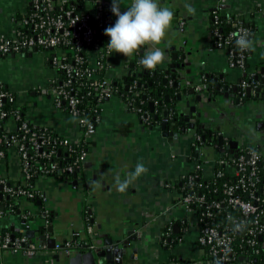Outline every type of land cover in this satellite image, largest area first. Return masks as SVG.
<instances>
[{"label": "crops", "instance_id": "obj_1", "mask_svg": "<svg viewBox=\"0 0 264 264\" xmlns=\"http://www.w3.org/2000/svg\"><path fill=\"white\" fill-rule=\"evenodd\" d=\"M128 1L131 3V0H124L122 9L129 5ZM160 3L175 13L166 44L160 47L166 51L163 65L169 56L172 58L173 53H177L176 59L185 64V69H180L185 77L184 81H180V88L169 95V101L163 99L159 112L158 106L154 104V120L149 124L144 123L141 115L121 97L114 94L107 97L100 104V119L92 132L85 160V180L81 182L77 176V182L73 183L72 177L59 180L51 176H39L34 185L35 190L43 195L39 203L53 215L52 220L44 225L46 227L51 224L50 235L45 230L41 233L35 229L37 221L29 223L36 236L53 238L60 245L67 239L76 241L84 238L86 210L89 219L93 220V223L89 220L94 228V236L90 240L93 249L103 247L105 235L130 238V246L122 255L121 263L111 260L103 264H197L204 253L197 243L195 212L179 201V192L174 187L181 174L190 171L193 166V131H175L170 124L165 131L161 129L164 107L169 109V115L173 108L178 111L177 115L183 117L189 115L190 111L194 112L192 107L195 104L200 122H210L215 118L220 126L218 133H222L225 140L231 139L237 144L242 140L259 149L264 157V110L260 111V107L264 106V88L258 97L249 98L238 109L229 99L199 105L196 98L184 93L185 82L196 80L200 71L221 74L222 80L231 85L242 78L246 71L264 68V0H160ZM185 4L196 9L195 15L187 12ZM29 5L30 0H0V37L11 35L14 29L13 17L25 13ZM213 9L234 15L236 24L246 22L255 26L254 35L249 40L251 47L248 48L250 52L246 70L231 68L227 65L225 51L213 46L208 17ZM152 47L156 45L148 43L143 48L147 51ZM180 52L185 54V58H182ZM18 55L35 61L38 58L43 69L39 78L26 82L21 96L7 82L0 81L15 93L16 102L24 106L25 118L31 123L72 135L75 118L55 107L49 96L36 90L39 86L46 87L56 74L47 61L49 51L27 49L2 56L0 66L8 58ZM176 59L172 58L173 61ZM128 60L129 56L109 53L107 78L113 82L114 78L119 79L126 74ZM168 79L167 85L172 86L173 80ZM177 91L181 94L179 100L175 97ZM186 100L189 106L185 105ZM7 126L12 129L15 124L8 120ZM250 129H254L256 134L253 135ZM224 148H227V144ZM200 149L207 162L217 156L213 144H203ZM138 162L144 164L147 172L130 184L125 192L117 191L115 178L119 176L123 180L135 170ZM0 173L10 179H23L20 157L15 148H10L6 159L0 161ZM94 181L99 183L94 184ZM35 210L37 206L34 201L22 198L2 214L1 226L9 234H24L26 228L23 217L26 212ZM189 212L191 217L188 216ZM176 223L178 227L171 229ZM168 227L170 232L167 235L165 232L169 230ZM43 244L44 248H39L31 256L4 252L0 255V264H78L77 260L70 263V257L76 251L92 249H86V244L82 246L75 242L71 253L65 254L50 247V242ZM99 259L101 257L96 258ZM238 264L244 263L239 261Z\"/></svg>", "mask_w": 264, "mask_h": 264}, {"label": "built area", "instance_id": "obj_2", "mask_svg": "<svg viewBox=\"0 0 264 264\" xmlns=\"http://www.w3.org/2000/svg\"><path fill=\"white\" fill-rule=\"evenodd\" d=\"M29 7L28 15L21 13L19 27L14 16L13 20L16 25L14 24L11 35L0 37V57L27 49L49 51V63L56 74L50 79L46 87L39 86L36 90L49 96L55 107L65 110L75 118V130L72 135L58 131L50 133L45 129L38 130L35 124L34 126L30 125L27 118L20 117L19 111L16 110L12 112L11 118L15 124L14 128L10 129L7 126L6 129L7 131L15 129L18 121L19 126L17 128L22 131L23 135L21 139L15 136H11L10 140L0 138V143L12 144L13 147H16L18 154L20 153L23 179L29 177L28 168L31 167V156L28 155L24 147V142H26L33 149L32 155L51 159L56 152L63 151L69 157V162L64 165H59L57 160H52L49 166L43 165L40 167V176H50L55 172L71 175L76 172L80 181L83 182L86 177L85 160L91 144L92 132L100 119V114L92 119L86 107L94 105V111L96 110L95 107H99L101 113L100 104L102 101L114 94L111 86L112 81L107 78V58L110 53L107 43L110 39L104 35V30L109 23L110 5L108 0H30ZM209 15L211 38L214 39L217 48L224 49L228 58V65L246 70L248 55L245 52L248 48L241 49L237 46V51L234 53L232 49L228 50L225 46L231 41L236 43V33L243 35L246 32L248 37L250 33L248 27L239 23L234 29L222 35L217 27L219 17L216 9H213ZM25 25L30 26L28 27L30 31L23 32L20 29ZM246 73L254 76L255 71L250 70ZM61 74L62 77L60 78ZM262 75L264 76V74ZM252 83L253 81L250 80H241L239 84L241 97L245 95L246 87H251L253 92L256 86H253ZM136 84V80L132 81L127 89L130 93L138 95ZM3 85V82L0 81V118H6L10 114L8 110L3 108V101L8 100L16 103L15 93L9 89H4ZM84 88L88 91L83 94ZM90 93L96 97V102L87 98ZM124 102L141 115L144 123H150L147 110L142 109L140 105ZM199 140V135L194 134L193 141L199 142ZM247 145L242 140L232 150L228 147L215 145L217 149L215 159L207 162L200 153L193 160L191 170L181 174L178 178L180 182L184 181V185L189 189V193L181 192L179 201L185 207L193 210L196 215L197 243L204 252L197 264H235L236 255L233 245L236 234L245 228V225L244 221L239 222L234 218L231 219V224H223L216 220L213 210L220 206V201L207 203L204 195L194 189L196 173H200L202 177L206 178H218L225 174L234 177L235 182L233 184H223L224 201L232 209L240 210L242 215L253 216V224L247 227L245 231L244 241L246 245L253 247L256 244V237L264 239V196L252 194L254 186L260 181L258 164H260L264 175V157L259 149L246 152ZM2 157L3 153L0 152V161ZM208 167L209 170H207ZM0 185L5 192H12V188L4 180L0 179ZM247 187H250V193L248 198L244 199L242 195L237 193L236 189L245 191ZM18 193L28 196L36 195L40 201L43 197L35 189L28 194L23 190H19ZM2 212L0 205V218ZM48 212L49 210L45 208L42 217H46ZM30 215L31 212H26L23 217L26 229L30 226L25 219H28ZM47 223L46 220L45 224ZM85 224L86 235L84 239L86 241L84 244L92 248L93 245L90 240L94 236V228L90 222ZM10 235L8 232L0 236V255L4 252H11L31 256L39 248H44L45 244L40 243L35 246L33 241L24 234L15 236L13 239ZM74 243L75 241L72 239L65 240L61 245L55 243L54 250L70 254ZM241 262L251 264L246 259Z\"/></svg>", "mask_w": 264, "mask_h": 264}, {"label": "trees", "instance_id": "obj_3", "mask_svg": "<svg viewBox=\"0 0 264 264\" xmlns=\"http://www.w3.org/2000/svg\"><path fill=\"white\" fill-rule=\"evenodd\" d=\"M29 10L30 7L27 9V11H25V15L29 14ZM212 11V10H211ZM210 11V12H211ZM217 14H218V23H217V27H218V31L224 35L226 34L228 31L234 29L236 27V17L234 15L228 14V13H224L219 9H216ZM209 12V13H210ZM211 15V14H210ZM210 15L208 17H210ZM15 20L16 23L19 27L20 24V20H21V14H16L15 15ZM210 21V19H209ZM16 23H14L16 25ZM246 22H242V24L245 26ZM209 25H211V21L209 22ZM30 27L29 25H25L23 27H20V29L23 32L26 31H30ZM247 27L249 29V36L247 37L248 40H250L255 32V26L254 25H249V23H247ZM210 29V26H209ZM228 50L232 49L233 52L235 53L237 51V45L234 41L229 42V44L227 46H225ZM23 51V50H22ZM21 52V51H20ZM250 50L248 49L247 52H245L246 55H249ZM48 63H49V58H48ZM50 64V63H49ZM51 66V65H50ZM247 67V63L246 66ZM59 73H62L59 71ZM162 77V73L160 72L159 74ZM262 72L261 70H256L254 73V76L249 75V73H245L242 77V79L245 80H250L253 81L252 85L258 87L260 85V79L262 78ZM62 77V74L60 75V78ZM148 79V75L143 74L140 76V79L137 78V89L140 91V93H138V95L130 93L128 91V89L125 87V85H122L120 80L117 78H114V81L111 82V86L114 90V95H117L119 97H121V99L123 101H126L127 103L131 104V105H140V107L142 109L147 110L149 116L151 117L152 120H154V110L152 112H150L149 107H148V102L149 101H156L155 105H157V111L159 112L161 105H158L157 102L163 100V96L165 94L168 95H172L173 92H175V88H173L172 86H169L167 84L163 85L161 83V79L159 80V84L156 85L157 87V93H161L160 96L157 95V93L154 91L153 93H149L148 95H150V98H146L143 99V92L147 91V88H144V84H146L145 80ZM138 82L144 83L142 86H138ZM131 83V82H129ZM4 84V83H3ZM4 89H9L5 84L3 85ZM88 90L86 88L83 89V94L86 93ZM143 91V92H142ZM146 95V94H145ZM90 99H93L94 102L97 101L96 97L93 96V93H90L89 97ZM168 105V103H167ZM3 108L8 110L10 112V114L6 117V118H0V138H7L10 140L11 136H15L16 138L21 139L23 133L21 130H19L17 128V126H19V122H16V128L11 130V131H7V121L11 120L12 118V112L18 110L19 111V115L22 118H25V108L24 106L20 105L19 103H13L10 102L8 100L3 101ZM96 110L94 111V105H91L89 107H86L87 112L89 111L88 114H91V118L93 119L94 116H96L97 114H100V110L99 107H95ZM173 110V108H171ZM93 116V117H92ZM181 117V116H180ZM179 115H177V113H172V116L170 117L171 120L173 119H179L180 118ZM31 126H34L33 123L30 122ZM35 127L38 130H47L50 133H55L56 130H54L53 128H50L48 126H36ZM204 143L206 144V141H204ZM207 144H211V143H207ZM12 144L11 145H6L4 142L0 143V152L3 153V159H6L7 156V151L12 148ZM24 147L28 153L29 156H31V167L28 168V172H29V177L25 178V179H10L8 178L6 175H3L2 173H0V179L4 180L6 182L7 185H9L12 188V192L8 193L5 192L3 189L0 190V205L3 206V212H5V210L15 204H18V202L20 200H22V198L24 199H28L30 201H34L35 205L37 206V210H35L34 212H31V215L28 217V219H25L26 223L29 224L30 222H34L37 221L38 224L35 226V229L38 230V232L41 231L44 232V225H45V221L47 220V222H50L53 218L52 212L49 211L48 215L46 217H42L43 215V210L45 209L41 203H39V199L36 197V195L34 196H28V195H22L19 194L18 191L19 190H23L26 191V194H28L29 192H33L35 187V181L36 179L40 176V167H43V165L45 166H49L50 162L52 160H57L59 165H64L66 163L69 162V157L67 155H65V153L62 151H58L55 153V155H52L51 159H45V158H41L33 154V149L30 147V145H28L26 142H24ZM16 148V147H13ZM256 149L254 148L252 145L248 144L247 148H246V152L248 150H253ZM16 150V149H15ZM17 152V151H16ZM18 154V152H17ZM20 154V153H19ZM18 154V155H19ZM20 157V156H19ZM259 172H258V176L260 177V181L257 182V184L254 186L253 188V192L252 194H257L259 196H264V175L263 172L261 171V167L260 164H258L257 166ZM50 176L54 177L55 179H59V180H66L72 177L71 175L65 174V173H53L50 174ZM235 182V178L230 176V175H223L222 177H218V178H206V177H202L200 175V173H196L195 175V180H194V189L198 192L201 193L202 195H204L205 200L207 201V203H210L212 201H220V206L216 209L213 210L215 218L218 222L223 223V224H231V219L234 218L237 221L241 222L244 221V225L245 228L241 229L237 234H236V239L234 242V252H235V261L237 264L240 260V258H243L242 260H248L251 264H264V239L261 237H256V244L253 247H250L248 245H246L245 243V231L246 228L251 226L253 224V216L249 215V216H245L242 215L240 210L238 209H232L230 206H228L226 204V202L224 201V195L222 194V188H223V184L224 183H234ZM250 187H247L245 191H242L241 189H236L237 193H239L240 195H242V197L244 199H247L250 193L249 190ZM177 189L179 191H181L182 193H189V189L186 185H184V181L181 182V185H177ZM25 196V197H23ZM197 208V206H194V208ZM197 211H199V209H197ZM263 215H264V207H263ZM84 221L85 223L89 222V216L85 210L84 212ZM259 218V217H258ZM261 221H263V219L259 218ZM24 220V219H23ZM5 233H8V230L4 227L1 226L0 223V236H3ZM23 233H15V236H21ZM74 240V239H73ZM75 242H78L80 245L84 246L86 239L82 238V239H75ZM87 242H89V239H87ZM241 260V261H242Z\"/></svg>", "mask_w": 264, "mask_h": 264}, {"label": "clouds", "instance_id": "obj_4", "mask_svg": "<svg viewBox=\"0 0 264 264\" xmlns=\"http://www.w3.org/2000/svg\"><path fill=\"white\" fill-rule=\"evenodd\" d=\"M124 0H112L111 11L117 17L115 24L104 30V35L110 38L107 48L110 54L119 53L125 57L133 55L142 46L151 43L158 45L166 38L171 22L174 19V11L166 6H161L160 0H131L125 10L121 11ZM185 8L190 15H195L196 9L189 4ZM237 46L241 49L251 47L247 39V33H236ZM165 51L159 47H152L146 51L140 61L148 70L155 69L165 60ZM255 135V130L250 129ZM147 172L142 162H138L135 170L129 173L123 180L119 176L115 178L117 191L123 193L137 178ZM98 184V181H94ZM239 228V225H237Z\"/></svg>", "mask_w": 264, "mask_h": 264}, {"label": "flooded vegetation", "instance_id": "obj_5", "mask_svg": "<svg viewBox=\"0 0 264 264\" xmlns=\"http://www.w3.org/2000/svg\"><path fill=\"white\" fill-rule=\"evenodd\" d=\"M108 3L110 5L109 23H108V27H109V26H112L115 24L117 17L111 11L112 2L108 0ZM121 11H124V9L121 8ZM211 39H212L213 46L215 48H217L215 43H214V39L213 38H211ZM146 46H147V44H146ZM143 47H145V45L142 46L140 49L136 50L133 55L129 56L128 63H129L130 59H132L133 65L130 69L129 76H127L125 81H124L123 77H125L126 74H124L121 78H119L122 85H127V84L129 85V82H132L134 80H136V83H137V78L140 79V76H137V75L141 74V71L145 69L140 63L144 53L146 52V50ZM217 49H223V48H217ZM180 54L182 55L183 53L180 52ZM226 58H227V55H226ZM178 60H180V59H176L173 61L171 56H169V59L167 60L165 67L168 68L170 64L182 63V62H179ZM227 65H228V58H227ZM231 68H233V67H231ZM180 69L181 70L185 69V66L183 68H178L176 71H178ZM181 70H180V72H181ZM127 71H128V69H127ZM161 71L160 72L163 73V70H161ZM147 75H148V79L145 80L146 84L149 81H151V78L154 77V75H152V77H151V74H147ZM197 76L198 77L196 80H193V81L187 80L186 81V84L184 85V88L186 86V88L184 89V93H188V91H190V89H193L194 93H192L190 95H192L194 98H196L197 95L201 96V103L197 102L199 105L203 104V103L208 104L210 102H215L218 100L229 99L231 101V103L234 106H236L238 109V108H240V106L241 107L244 106L246 101L249 98L258 97L256 95V90H255L257 87H255L253 89V92L251 89V92L253 93L252 96L247 97L246 91H245V95L243 97H241L239 84H240L242 78L240 79V81H236L235 83L228 85L226 82H224L225 80L224 81L222 80L223 76L221 74L217 75V74L206 73V72L202 73L200 71ZM164 77H166V75H164V76L162 75V77L160 75H158V81ZM167 78H170V74L167 75ZM144 83L138 82V86H142ZM202 89H203V92L201 93L200 91ZM150 91H152V90L149 89L148 91H145V92L142 91L143 96H145L147 99L150 98V95H148L149 93H152ZM147 92H149V93H147ZM136 93H140V91L137 89V87H136ZM162 101H161V103H162ZM155 103H156V101H155ZM157 104H158V102H157ZM172 113H175L174 109L173 110L171 109V113L169 115V119H168V122L166 125L167 127H168V124H170V125H173L175 131H179V129L184 130V131L185 130L186 131L192 130L193 135L198 134L200 137L199 142H194L192 140V148L195 149L193 159L197 158L200 155V150H201L200 148L202 147L203 144H205L204 141H206V144L211 143V144L216 145V146L217 145L224 146L225 144H227V147L230 148L229 143H230L231 139L225 140L224 139L225 136L222 133H218L220 131V129H219L220 126L218 125V122H216L217 120H215V118L210 122H200L197 118V116L199 115L198 114L199 112L194 111V112H190L191 115L189 116V118L187 120H184V117L185 116L188 117V114H185L183 117L179 116L180 118L178 120L177 119L171 120L172 118L170 119V117L172 116ZM151 122H152V119L150 117V123ZM190 125H192L193 127H190ZM219 135L223 136L222 144L218 143L217 137ZM236 146H237V144H236ZM177 185H181V182L179 179H177V182H176L174 187L179 192L178 197H180L181 191H179L177 189ZM175 227H178L177 223L172 225L171 229H173ZM168 229L169 230L167 232H165L167 235L170 232V227H168ZM167 238H168V240L170 239L169 237H167Z\"/></svg>", "mask_w": 264, "mask_h": 264}, {"label": "water", "instance_id": "obj_6", "mask_svg": "<svg viewBox=\"0 0 264 264\" xmlns=\"http://www.w3.org/2000/svg\"><path fill=\"white\" fill-rule=\"evenodd\" d=\"M245 26H247L246 23H245ZM172 58L173 59L177 58L176 53H173ZM182 58H185V54L184 53L182 54ZM132 65H133V62H132V59H130V61L128 63V66H127L128 67V71H127L125 77H123L124 81L126 80L127 76H129L130 69H131ZM165 65H166V63H164V65L163 64L158 65L153 70L144 69V70L141 71V74L137 75V76H141L142 74H146V73L147 74H151V77H152V75H154V77L151 78V81H149L147 84L144 85V88H147L148 90L149 89L152 90V91H150L152 93L154 91L156 93L158 92L156 85H158L159 82H160V81H158V75H159L161 70H163V74L166 75V77L161 79V83L163 85L169 83V81H168L169 79L167 78V75L170 74V78L173 80L172 87L175 88V89L180 88V81H182V80L184 81L185 77L182 75V72H180V70H178V71H176V70L178 68H183L185 64L183 62L182 63H176V64H170L168 68H166ZM263 71H264V68H261V72L262 73H263ZM240 79H238V81H240ZM185 84H186V82H185ZM128 86H129L128 84L125 85L126 88H128ZM263 88H264V77H262L260 79V85L255 89L257 96L263 90ZM245 91H246V96L247 97L252 96L253 93L251 92V88L250 87H246ZM200 92L202 93L203 89ZM188 93L192 94V93H194V90L190 89V91H188ZM160 94L161 93H157L158 96H160ZM175 97L178 100L181 99V94H180L179 91L176 92ZM142 98L145 99V96H142ZM163 99L165 101H169V95L165 94L163 96ZM161 101H158L159 105L162 104ZM196 101L198 103H201V96L200 95H197ZM154 104H155L154 101H149L148 102V106H149L150 112L153 111ZM189 104H190L189 101L186 100L185 101V105L189 106ZM192 108H194V111H195L196 105H194ZM176 112L178 113V111H175V113ZM190 112H192V111H190ZM190 112H189L188 117L187 116L184 117V120H187L189 118V116L191 115ZM168 116H169V109L167 107L166 108L164 107L163 110H162V116H161V118H162L161 129H163L164 131L168 128L166 126L167 122H168ZM190 127H193V126L190 125ZM170 134H172V133H170ZM222 139H223L222 135H219L217 137V140H218L219 144H222ZM236 144H237L236 141L231 140L230 143H229L230 149L231 150L234 149L236 147ZM72 179H73V183L77 182V173L76 172H74L72 174ZM1 189H2V186L0 185V190ZM1 209L3 210V206H1ZM90 222L93 223V220L92 221L90 220ZM44 230L47 231L49 235L52 234V226H51V224H49L46 227H44ZM24 235H26L31 241H34L36 245H39L40 243H43V242L52 243V245L50 247H54V245H55V240L53 238H46V237L39 236V235L36 236L35 235V231L33 229H30V228L25 229ZM10 236L13 239L15 237V233L12 232ZM100 237H102V236L100 235ZM103 238H104L103 239V247H100V248L97 247L95 249H93L94 247H92V249H88L85 252L76 251L75 254L72 257H70V263L75 261V260L78 261V264H103L104 262H109L111 260L115 261L117 263H121L122 255L126 252V250L130 246V244H129L130 238L129 237H126V238H123V239H121V237L120 238H112L110 235H107V236L105 235ZM85 248L87 249L89 247L86 245ZM97 257H101V259L96 260ZM242 259L243 258H240L239 260L241 261Z\"/></svg>", "mask_w": 264, "mask_h": 264}, {"label": "rangeland", "instance_id": "obj_7", "mask_svg": "<svg viewBox=\"0 0 264 264\" xmlns=\"http://www.w3.org/2000/svg\"><path fill=\"white\" fill-rule=\"evenodd\" d=\"M165 40L166 38L163 39L161 43L156 45V47L161 48L160 46L166 44ZM1 65L0 80L7 82L19 96L22 95V87L25 85V83L35 81L36 78H39V74L43 70L40 63L38 62V58L35 61L33 59H28L22 55L15 56L13 58L10 57L8 58V61L2 62ZM263 110L264 106L260 107V111ZM188 216L191 217L190 212Z\"/></svg>", "mask_w": 264, "mask_h": 264}]
</instances>
